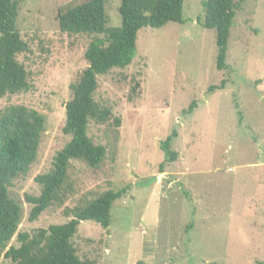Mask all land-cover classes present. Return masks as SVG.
<instances>
[{
	"label": "rangeland",
	"instance_id": "obj_1",
	"mask_svg": "<svg viewBox=\"0 0 264 264\" xmlns=\"http://www.w3.org/2000/svg\"><path fill=\"white\" fill-rule=\"evenodd\" d=\"M88 0H21L16 28L30 52L18 55L28 78L25 93L0 99L45 118L37 161L12 183L21 207L18 233L62 225L64 215L106 191L125 190L110 225L84 221L72 239L77 256L93 264H264V0L235 11L225 69L215 66V33L198 23L202 0H184L183 24L137 34L131 64L97 78L94 100L111 112L90 121L87 136L105 148L97 168L71 161L63 188L35 222L25 195L47 173L69 138L62 134L70 86L86 68L93 37L59 31L57 14ZM120 0H107L109 26L119 27ZM237 2V0H235ZM191 103V114L183 115ZM119 119V126L113 119ZM173 130L177 160L159 148ZM187 193L188 198L184 195ZM18 247L15 237L8 247ZM0 264H11L0 256Z\"/></svg>",
	"mask_w": 264,
	"mask_h": 264
},
{
	"label": "trees",
	"instance_id": "obj_2",
	"mask_svg": "<svg viewBox=\"0 0 264 264\" xmlns=\"http://www.w3.org/2000/svg\"><path fill=\"white\" fill-rule=\"evenodd\" d=\"M246 0H202L203 16L199 25L215 33L218 71L226 65L227 44L235 11ZM21 0H0V99L25 93L29 90L27 73L17 61L18 55L30 52L16 28ZM184 0H120L119 27L109 26L106 14L107 0H88L57 14L59 31L68 36L93 37L83 58L86 68L70 86L71 98L64 105L65 120L62 134L69 138L52 160L50 170L37 175L33 181L39 187L38 196L25 195L31 206L28 221L35 222L53 203L65 198L63 188L71 161L83 162L97 168L105 156V148L94 145L87 136L88 124L94 121L105 124L111 118L109 109L94 100L98 88L97 78L115 69L128 67L136 52L137 34L142 29H160L168 23L183 24ZM191 103L183 115L193 112ZM119 119L113 124L119 126ZM45 118L38 112L21 105H12L0 111V256L11 264H93L82 261L76 253L72 239L81 222L89 221L106 230L110 225L111 209L122 198L125 190L106 191L85 205L65 209L70 220L62 225L39 229L32 235L18 233L22 220L21 207L10 197L12 183L27 175L37 161ZM175 130L159 148L164 164L177 160L172 150ZM184 195L188 198L186 192ZM15 237L18 247L9 246Z\"/></svg>",
	"mask_w": 264,
	"mask_h": 264
}]
</instances>
